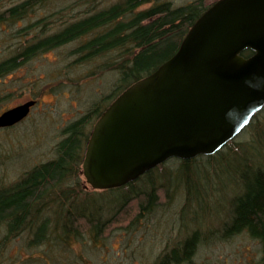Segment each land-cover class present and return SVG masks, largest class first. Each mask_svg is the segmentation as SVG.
I'll return each mask as SVG.
<instances>
[{
    "label": "trees",
    "instance_id": "obj_1",
    "mask_svg": "<svg viewBox=\"0 0 264 264\" xmlns=\"http://www.w3.org/2000/svg\"><path fill=\"white\" fill-rule=\"evenodd\" d=\"M54 1L0 0V7L9 3L0 9V22L7 25L4 37L15 44L12 52L0 59V79L37 54L69 46L66 55L73 59L67 66L81 70L77 78L69 79L79 83L88 75L102 78L110 72L111 91L94 99L87 114L61 129L64 137L55 143L52 157L32 163L13 182L0 187V250L16 237L29 250L71 248L73 241L84 244L87 238L97 243L117 222L123 224L120 228L130 229L163 200L177 195L185 197L180 218L189 210L187 215L198 222L200 207L208 210L211 201H221L220 193L227 188L225 219L206 232L199 226L187 230L186 235L180 231L184 236L166 248L154 264H193L203 240L213 236L228 240L238 235L255 243V257L244 264H264V139L256 129L251 142L236 145L238 150L232 155L223 150L231 139L212 154L171 157L119 187L89 190L81 179L88 135L84 127L98 116L104 103L172 55L192 22L214 0L178 5L170 0H72L46 12ZM20 19L27 23L10 30ZM4 86L0 83V91ZM251 120L245 128L254 127ZM168 164L173 167L166 168ZM212 215L217 222L218 214ZM44 251L26 255L23 263L36 264L37 260L50 264Z\"/></svg>",
    "mask_w": 264,
    "mask_h": 264
},
{
    "label": "water",
    "instance_id": "obj_2",
    "mask_svg": "<svg viewBox=\"0 0 264 264\" xmlns=\"http://www.w3.org/2000/svg\"><path fill=\"white\" fill-rule=\"evenodd\" d=\"M252 51L249 55L241 52ZM36 99L0 113L24 119ZM264 106V0H214L176 51L100 112L81 174L93 189L122 186L171 157L212 154Z\"/></svg>",
    "mask_w": 264,
    "mask_h": 264
},
{
    "label": "rangeland",
    "instance_id": "obj_3",
    "mask_svg": "<svg viewBox=\"0 0 264 264\" xmlns=\"http://www.w3.org/2000/svg\"><path fill=\"white\" fill-rule=\"evenodd\" d=\"M71 1L56 0L53 6L48 5L46 12L58 9ZM170 1L178 5L190 0ZM7 4H3L0 9ZM42 8L45 9L47 6ZM18 21L16 25L9 26L10 30L22 28L27 23V20ZM5 24L0 22V59L7 57L15 45L9 39L10 37H4L6 34L4 28L7 26ZM69 49V46H64L37 54L0 79V83L5 85L0 91V113L28 99H36L35 105L23 120L8 128H0V187L13 182L20 171L28 168L32 163L52 157L55 143L64 137L61 129L87 114L94 104V99L110 94L112 84L110 72L103 74L102 78L98 75H88L79 83L75 82L76 79L72 81L69 79V77L77 78L81 71L77 67L67 66L73 59L72 56L66 55ZM96 118L95 115L84 127L86 133ZM252 120H254V127L244 128L229 145L223 148L224 151L232 155L235 150H238L236 145L241 147L248 145L254 129L264 139V107L254 115ZM170 167L173 165L166 166V168ZM81 179L84 180L82 174ZM85 186L89 190L93 189L86 182ZM170 190L174 191L172 188ZM220 196H222L221 201H211L208 210L200 207L198 211L201 212V216L198 222L190 219L192 216L187 215L190 213L189 210L185 214L182 213L180 218L185 208L183 195H177L173 199L168 198L163 200L151 212L152 214L131 226L130 229L120 228L123 224L117 222L97 243H92L87 238L84 244L73 241L71 248L58 250L54 246L51 250L41 246L35 250H29L24 242L16 237L5 242L6 244L4 243L5 245L1 247L0 264H16V262L24 264L26 262L23 263V259L26 260V255L41 252L42 249L45 250V254L48 253L47 258L50 264L52 262L56 264H154L166 248L168 249L182 236L188 234L187 230L191 232L201 227L199 229L206 232L214 229L219 224V219H225L227 212L224 199L228 198L227 188L222 194L220 193ZM212 214H218L217 222L214 221L215 215ZM180 231L184 235L179 233ZM214 238L215 236L212 240L200 242L192 258L193 264H244L252 256L255 257V243L246 239L244 235L233 236L228 240ZM34 262L45 264L44 261Z\"/></svg>",
    "mask_w": 264,
    "mask_h": 264
},
{
    "label": "flooded vegetation",
    "instance_id": "obj_4",
    "mask_svg": "<svg viewBox=\"0 0 264 264\" xmlns=\"http://www.w3.org/2000/svg\"><path fill=\"white\" fill-rule=\"evenodd\" d=\"M113 98H114V97H113ZM113 98H112V99H113ZM112 99H111V100H112ZM111 100H110V101H111ZM110 101H108V102L103 106V108L101 109V111L106 107V105H107ZM101 111H100V112H101ZM99 114H100V113H99ZM99 114H98V116H99ZM98 116H97V117H98ZM93 123H94V122H93ZM92 125H93V124H92ZM91 127H92V126H91ZM90 129H91V128H90ZM89 132H90V130L88 131V135H89ZM88 135H87V138H88ZM87 138H86V140H87ZM83 155H84V153H83Z\"/></svg>",
    "mask_w": 264,
    "mask_h": 264
}]
</instances>
